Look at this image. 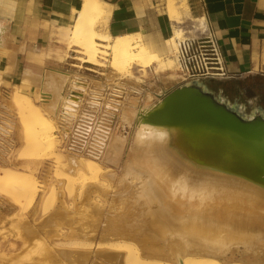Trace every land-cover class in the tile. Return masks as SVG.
Instances as JSON below:
<instances>
[{"label": "bare ground", "instance_id": "bare-ground-1", "mask_svg": "<svg viewBox=\"0 0 264 264\" xmlns=\"http://www.w3.org/2000/svg\"><path fill=\"white\" fill-rule=\"evenodd\" d=\"M164 2L171 29L165 38H154L137 31L112 35L111 5L82 0L72 25L57 26L67 49L76 53L72 59L79 63L71 67H95L88 65L87 71L108 67L110 73L101 75L112 84L113 76L130 80L135 68L143 72L155 66L156 73L163 72L168 81L184 86L176 58L170 55L176 52L178 38L203 35L208 27L204 19L195 18L204 28L187 33L183 24L191 16L188 0ZM47 55L44 50L27 52L22 84L38 88L36 95L47 116L64 110L68 122L84 130L78 138L83 143L74 151L60 148L56 117L44 116L18 87L2 93L0 136H15V145L2 158L0 174V188H11L17 200L12 203L6 196L10 208L0 211V231L10 224L20 241L10 254L18 251L28 262L33 252V264H264L261 141L203 123H156L152 116L170 92L161 90L155 97L147 93L141 100L125 93L118 83L113 84L115 94L98 116L81 113V95L88 93L84 78L72 68L60 69L55 61L47 62L41 74L35 66ZM6 56L10 64L5 71L11 73L15 54ZM1 81L0 77V85ZM228 105L243 114L241 106ZM91 110H96L94 103ZM260 117L264 118V112ZM117 118L122 132L115 125ZM20 150L26 155L21 169H5L10 156ZM44 156L56 159L57 178L64 177L54 186L57 205L38 225L45 194L56 184L50 165L41 162ZM38 170L42 184L37 193ZM77 176L84 180L67 199L65 187L71 186L67 181ZM19 199L31 210L29 217L14 221L13 215L21 209ZM61 233L69 239L67 245L78 247L55 246Z\"/></svg>", "mask_w": 264, "mask_h": 264}, {"label": "crops", "instance_id": "crops-1", "mask_svg": "<svg viewBox=\"0 0 264 264\" xmlns=\"http://www.w3.org/2000/svg\"><path fill=\"white\" fill-rule=\"evenodd\" d=\"M104 1L111 5L108 27L112 35L137 31L147 37L165 38L170 32L164 0ZM81 2L0 0V50L15 54L13 76L3 77V83L12 84L22 74L30 49L49 47L55 29L59 41L58 27L73 23L74 10ZM188 5L191 15L204 19L208 29L214 31L229 72L237 76L225 81H202L201 88L215 94L213 84L218 83L217 92L226 93L238 106L257 100L264 103V0H188ZM184 27L187 33L196 31L193 26ZM7 64L8 58L0 55V69ZM30 93L37 94L38 88L31 86Z\"/></svg>", "mask_w": 264, "mask_h": 264}, {"label": "rangeland", "instance_id": "rangeland-1", "mask_svg": "<svg viewBox=\"0 0 264 264\" xmlns=\"http://www.w3.org/2000/svg\"><path fill=\"white\" fill-rule=\"evenodd\" d=\"M72 25V24H71ZM70 25V26H71ZM184 26L185 25H189V26H194V30L196 29H203L204 27L200 25V22L197 21L195 19V17H193L192 15L191 16H187L186 19H185V23L183 24ZM182 25V26H183ZM193 30V31H194ZM57 29L53 30L51 32V41H50V45L47 49H43L45 52H47V56H44L41 58L40 61H38L36 63V66L37 69H39L38 71L41 72V74H44L45 72V68L46 66L48 67V64L47 62H54L56 63L60 69H63V70H67V69H73L75 74L77 76H81L85 79L89 78V79H97L105 84H108L109 85H113V84H116L118 83L119 85H121L123 88H125V92L127 94H129L130 96H138L140 97V99H144L146 98V95L147 93L148 94H152L154 97H155V92H158V91H161L162 92H171L172 90L178 88L180 86L179 83H176V82H171V81H168L166 79V76H165V73L163 72H157L156 73V69L155 66H151V67H148L147 69H145V71H139V68H135L134 69V75L135 77H131L132 79H122V77H118V76H113L112 78L115 79L113 80V83L111 84L110 81L108 80H104V76L101 75L102 72L104 73H110V69L107 68H104V69H101V68H96L94 70H96L97 74L96 76H93L91 75L88 71H86L84 68H85V64L83 65L84 68H78V67H71L72 64H78L79 62L76 61V60H73L72 56L76 55V53L72 52V50H68L67 49V42L65 41V37L63 36V34L60 32V30L58 29V35H59V41L57 39ZM185 36H182L178 39H181ZM175 43V46H176V39L174 41ZM30 51H34V50H31ZM36 51V50H35ZM6 52V51H5ZM1 52L0 50V55H4L6 56V54H8L7 52ZM55 57L54 58H52ZM170 56H175V51L173 53V55H170ZM7 57V56H6ZM8 58V57H7ZM176 58V57H174ZM53 59V60H52ZM57 59V60H56ZM10 64V61L8 60V64L5 68H2L0 69V77H1V80L3 77H9L8 74H11V78L13 76V73H14V67H13V70L11 73H6V68L8 67V65ZM89 66H92L90 64H88ZM87 65V66H88ZM42 66V67H41ZM45 66V67H44ZM92 68H95L92 66ZM80 69V71H79ZM176 70H177V63H176ZM178 72V70H177ZM23 73H24V70L22 71V74L19 73L16 77H15V80H14V83H12L14 86L10 85L8 86L7 84L1 83L0 85V97L2 96V93L3 94H7L8 92L12 91V87H18L22 92H24L27 96L30 97L31 99V102L36 105L39 110L44 114V116L48 117V116H51L53 119H55L51 113L47 116L46 112L44 111V108L42 106V103L40 100H38V96L35 94V95H32L30 93V87L32 86V84H28V85H24L22 84V78H23ZM78 73V74H77ZM161 73V74H160ZM179 74V72H178ZM138 76V77H137ZM162 78H165L164 80ZM138 80V81H136ZM4 81H5V78H4ZM105 81V82H104ZM6 82V81H5ZM107 82V83H106ZM151 83V84H150ZM199 86H202L203 83H197ZM6 85V86H5ZM5 86V88H3ZM213 86L215 87V96L216 97H222L225 102L227 104H230L232 105L233 107L237 105L236 102H232L231 100V97H227V94L224 93V95L226 97H224V95L220 94L219 92H217V89H218V86L219 84L218 83H214ZM4 90V92H3ZM141 95V96H140ZM238 106V105H237ZM241 107L243 108V116H260L261 113L264 112V103L260 102V101H252L250 103L247 102V104L245 106H242ZM55 115V114H54ZM52 121H55L53 120ZM115 125L116 127H119V131H123L122 128L120 127V120L117 118L115 121ZM55 124V123H54ZM55 126V129H57L56 127V124L54 125ZM129 131V130H128ZM126 132V131H125ZM57 134V132H56ZM15 139V136L12 135ZM58 138V137H57ZM64 149V147H62ZM69 149V148H68ZM18 153V154H17ZM17 155V156H16ZM15 156V157H14ZM26 157V155L23 153L22 150H20L19 152H16L14 155L10 156V162L9 164L6 165L5 169H21L20 165L23 161V159ZM6 159V157L4 158ZM42 159V164L45 165V166H49L51 167V171L53 174L55 173L56 175H52L53 176V179L55 177L56 180L53 181V186H51L49 188V190L46 192L45 194V197L43 199V203H42V207L37 215V223L35 222V224H38L39 225V221L40 220H44L45 217L47 216V214H49V212H51L54 207L57 205V201L59 200L57 197V190L54 188V186L57 185V179H61V177H64V175H59V177L57 178V174L58 172L55 171V169H57V163H56V159L54 157H48V156H44L41 158ZM3 163V159H2V156H0V174H1V170L4 168V166L1 164ZM2 167V168H1ZM59 170V168H58ZM61 170V169H60ZM41 171V170H40ZM38 170V172L35 174V176H39L38 178L36 177V179L38 180L37 184H38V190H37V193L39 190H41V173L39 174L40 172ZM88 178V177H87ZM86 178V180H87ZM84 180V178H79L78 176L77 177H74L72 179H70L69 181L67 182H70L71 186L66 188L65 187V196L67 195V199H70L71 196L73 195L74 191L77 190L78 187H76V184H78L79 182H82ZM82 184V183H81ZM83 185V184H82ZM81 185L79 184V187ZM78 191H80V189H78ZM2 194V195H1ZM14 194V191L9 188V187H5V188H0V211H4V212H7L8 209L10 208V204L6 203L5 199L6 196L9 197V200L12 202V203H17V200H16V195H13ZM2 201H5V202H2ZM19 203H20V206H21V209L17 210L15 212V214L13 215L12 219L15 221L16 219L18 220H22L24 218H27L29 217V215L27 214L30 210H31V207H28L27 203L25 200L23 199H19ZM71 204V202H69ZM6 205V207H5ZM72 205V204H71ZM70 205V208H72L73 206ZM44 218V219H43ZM7 227V228H6ZM6 229V230H5ZM60 230H64V227H60ZM16 231V232H15ZM62 236L59 238V240L56 242L55 246L58 245V246H63V248H71L72 246H77L78 245L75 243V244H66L68 242H66L67 240H69L68 238H65V233H61ZM17 230L10 224H5V227L3 226L1 231H0V260H2L0 264H33V259L35 258V254L33 252H31V259L32 260H29L27 262L26 259H23L22 260V254H20L18 251H16L17 253H13V254H10L9 251L11 250H16L17 248H19V245H20V241H17ZM49 241V240H48ZM19 242V243H18ZM49 243H53V241H49ZM66 245V246H64ZM96 245L95 244H92L91 245V248L93 249H96L95 247ZM22 261V262H21ZM64 264H67V262H64ZM126 264H135L134 262H130V261H127Z\"/></svg>", "mask_w": 264, "mask_h": 264}, {"label": "built area", "instance_id": "built-area-1", "mask_svg": "<svg viewBox=\"0 0 264 264\" xmlns=\"http://www.w3.org/2000/svg\"><path fill=\"white\" fill-rule=\"evenodd\" d=\"M175 57L177 70L181 77L180 83L183 85L187 83L197 84L202 81H225L237 77L229 72L219 40L212 29H208L207 32L200 36H185L180 39L177 42ZM85 65L86 70L88 64ZM88 72L93 76L97 74L96 70ZM91 80L94 81V79L89 78H84L83 80L87 86L88 93L81 95L80 112L98 116L106 108L107 103L112 100L115 90L113 89L114 85L100 81L102 85L95 86ZM69 90L75 91L71 88ZM93 103L96 110H91ZM55 117L57 118V136L60 141V148L78 150V147L82 146V140L78 138H81V130L82 133L84 130L77 129L78 125H74V122L69 123L67 117H65L64 110L55 112ZM12 135L10 133L8 136H0V156L2 158L6 157L7 149L13 148V144L15 145L12 142L14 139Z\"/></svg>", "mask_w": 264, "mask_h": 264}, {"label": "water", "instance_id": "water-1", "mask_svg": "<svg viewBox=\"0 0 264 264\" xmlns=\"http://www.w3.org/2000/svg\"><path fill=\"white\" fill-rule=\"evenodd\" d=\"M161 125L203 123L252 137L264 144V118L248 119L198 84L172 90L162 108L152 116Z\"/></svg>", "mask_w": 264, "mask_h": 264}]
</instances>
